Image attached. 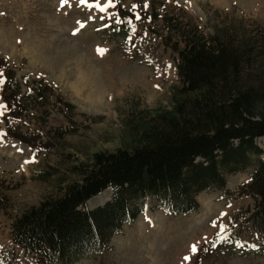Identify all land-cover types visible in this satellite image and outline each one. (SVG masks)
Returning a JSON list of instances; mask_svg holds the SVG:
<instances>
[{
    "label": "rangeland",
    "instance_id": "374dc122",
    "mask_svg": "<svg viewBox=\"0 0 264 264\" xmlns=\"http://www.w3.org/2000/svg\"><path fill=\"white\" fill-rule=\"evenodd\" d=\"M153 2L160 17L166 13L190 21L205 35L218 29L249 37L264 32V0ZM115 6L113 0L111 6L109 0H0V57L14 69L27 105L16 129L48 145L35 155L6 140L0 101V264H35L13 247L12 222L78 181L73 165L90 161L97 152L128 149L129 120L140 112L153 115L171 108L172 90L180 86L171 45L177 40L181 47L180 38L162 20L153 32L145 29V21L122 27ZM122 7L140 18L150 5L124 0ZM39 80L52 88L46 106L26 95L30 83ZM61 98L74 107L72 112ZM62 130L68 132L57 137ZM255 144L264 159V137ZM44 170L54 174L41 180ZM249 173L226 176L227 193H200L197 210L188 214L171 215L146 202L144 213L123 226L107 250L74 264H264V237L244 224V213L253 206L241 194ZM110 196L111 190H105L86 208L101 206ZM213 238L214 252L199 258L201 247Z\"/></svg>",
    "mask_w": 264,
    "mask_h": 264
},
{
    "label": "trees",
    "instance_id": "16d2710c",
    "mask_svg": "<svg viewBox=\"0 0 264 264\" xmlns=\"http://www.w3.org/2000/svg\"><path fill=\"white\" fill-rule=\"evenodd\" d=\"M113 1L122 27L134 23L137 17L123 9L124 0ZM145 1L149 11L138 14L145 29L153 32L152 26L162 20L180 38L181 47L177 40L171 45L180 81L172 90L171 108L153 115L140 112L135 121L126 123L128 149L97 152L90 161L73 165L78 181L13 220V247L35 264H74L99 254L124 225L144 212L146 202L171 215L188 214L197 210L200 193H227L226 176L249 171L241 194L251 198L253 206L244 213V224L264 237V159L255 144L264 137V32L249 37L218 29L205 35L190 21L166 13L160 17L153 0ZM8 66L0 57L4 137L43 154L48 145L16 129L27 105L14 69ZM30 85L26 95L46 106L51 86L42 80ZM61 101L66 111L74 110ZM67 132L62 130L57 137ZM51 174L53 170H44L40 178ZM107 189L111 190L107 202L86 208L90 199ZM215 244V238L204 244L198 257L212 254Z\"/></svg>",
    "mask_w": 264,
    "mask_h": 264
},
{
    "label": "snow or ice",
    "instance_id": "6c2138e0",
    "mask_svg": "<svg viewBox=\"0 0 264 264\" xmlns=\"http://www.w3.org/2000/svg\"><path fill=\"white\" fill-rule=\"evenodd\" d=\"M81 3H84V0H81ZM109 6H111V0H109ZM101 10L103 11L104 9H101ZM196 251H197L196 246L193 245L192 246V252L195 253ZM185 259H188V257H185Z\"/></svg>",
    "mask_w": 264,
    "mask_h": 264
}]
</instances>
